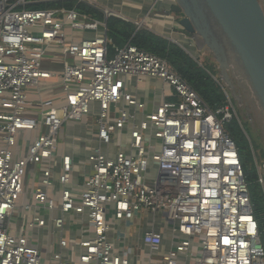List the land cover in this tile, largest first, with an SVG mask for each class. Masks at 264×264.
<instances>
[{
  "label": "built area",
  "instance_id": "obj_1",
  "mask_svg": "<svg viewBox=\"0 0 264 264\" xmlns=\"http://www.w3.org/2000/svg\"><path fill=\"white\" fill-rule=\"evenodd\" d=\"M32 1L0 0V264L139 262L125 247L130 227L142 231L135 246L148 250L149 263L167 239L159 264H264L225 132L234 118L240 124L227 94L211 110L164 60L130 43L110 53L103 22L74 10H25ZM170 42L194 59L190 43ZM56 60L59 74L46 66ZM54 78L61 96L42 99L40 85ZM147 81L164 88L150 109L130 92ZM83 121L95 133L77 184L59 141L66 125Z\"/></svg>",
  "mask_w": 264,
  "mask_h": 264
},
{
  "label": "trees",
  "instance_id": "obj_2",
  "mask_svg": "<svg viewBox=\"0 0 264 264\" xmlns=\"http://www.w3.org/2000/svg\"><path fill=\"white\" fill-rule=\"evenodd\" d=\"M24 9H66L74 10L96 21L103 22L105 19V15L100 9L80 0L39 1L26 5ZM106 29L107 38L110 41L108 45L110 53H113V47L119 48L130 43L138 49L164 60L168 70L181 77L211 110L225 104L226 98L222 87L212 78L214 69L211 64L200 66L175 43L144 27L138 28L134 23L123 21L118 17L110 15L106 21ZM225 132L232 138L237 147L245 182L249 189L252 213L264 249V191L258 182L255 164V161L257 162L255 155L257 149L249 135L248 140L235 120L226 125ZM246 133L248 132L246 131Z\"/></svg>",
  "mask_w": 264,
  "mask_h": 264
},
{
  "label": "crops",
  "instance_id": "obj_3",
  "mask_svg": "<svg viewBox=\"0 0 264 264\" xmlns=\"http://www.w3.org/2000/svg\"><path fill=\"white\" fill-rule=\"evenodd\" d=\"M41 2L46 0H34L31 3ZM88 3L91 6H94L100 9L104 15L110 14L114 17H118L126 22H131L137 24L147 23L151 25V31L155 34L167 39V40H177L184 41L187 40L190 43L189 36L185 38L182 36L183 32L177 31L178 26L176 25V20L174 16L164 15V11H166L173 3L172 0H80ZM30 3V4H31ZM138 23V24H140ZM141 25V24H140ZM176 32V33H175ZM179 32V33H178ZM72 36L73 41H77L82 37L81 33H68L67 37L70 38ZM89 36V35H87ZM183 39V40H182ZM49 66L55 73H61L62 71V63L61 61L56 60L55 62L46 65ZM57 78L50 79L48 81H43L40 85V94L42 99L54 98L61 96L62 88L60 82L56 81ZM164 88L162 84L158 81H147L144 83H140L132 86L130 92L137 95L142 101H145L148 104V109H150V105L154 102H159L162 92ZM30 100H36L37 95L34 93L29 94ZM91 122L90 119H86L85 122ZM84 121L83 122H72L65 126L63 129L62 135L60 137V149L61 152L69 154L72 156L74 161V172L73 178L74 182L77 184H81V174L85 172L86 159L88 155V146H92L89 140L92 138V135L95 133V128L91 127L88 130ZM88 122V123H89ZM87 170V169H86ZM74 183V184H75ZM59 185L56 183L54 188L57 190ZM80 186V185H79ZM14 220V219H13ZM17 224L21 225V221L17 218ZM131 226V225H130ZM143 228V227H142ZM129 228L127 234L129 235L125 247H133L134 250L140 253L141 260L138 262L134 257L130 258V264H159L160 255L166 253L169 249V243L167 239H164L162 246L160 247L159 253L153 256V262H147L145 255L149 252L143 246L140 245L138 247L135 246L137 243V235L141 234L140 229H136L133 227V233L130 234ZM122 233V230H120ZM117 246V244H116ZM123 248V245H121ZM140 249V250H139Z\"/></svg>",
  "mask_w": 264,
  "mask_h": 264
},
{
  "label": "water",
  "instance_id": "obj_4",
  "mask_svg": "<svg viewBox=\"0 0 264 264\" xmlns=\"http://www.w3.org/2000/svg\"><path fill=\"white\" fill-rule=\"evenodd\" d=\"M174 1V0H172ZM179 4V0H175ZM244 69L264 107V10L258 0H202ZM180 5V4H179ZM179 5H174L180 11ZM168 16V11L163 12ZM110 14L105 15L103 23ZM191 16L180 14L177 31L194 35ZM140 28V27H139ZM107 30V29H106ZM157 35V34H156ZM197 62V60L193 59ZM198 63V62H197ZM225 80L227 79L226 75ZM227 81V80H226ZM249 118V115H247Z\"/></svg>",
  "mask_w": 264,
  "mask_h": 264
},
{
  "label": "rangeland",
  "instance_id": "obj_5",
  "mask_svg": "<svg viewBox=\"0 0 264 264\" xmlns=\"http://www.w3.org/2000/svg\"><path fill=\"white\" fill-rule=\"evenodd\" d=\"M258 1L264 10V0ZM138 23H140V21ZM140 24L142 27L151 31L150 24H147L146 22ZM188 39L190 40L191 38ZM183 43L186 44L185 41H183ZM190 44L191 48H193V50H190L194 59L198 60L199 64L203 66L211 64L213 67L214 75L211 76L221 85L223 92L226 93L232 101L240 124L235 118L234 120L237 122L245 136L248 137L249 135L251 141L254 143L257 149L255 152L257 162H255L264 173V107L253 88L239 55L236 54L228 44V49H231L227 50L228 62L225 67H222L213 57L210 56L211 53L207 50L197 49L192 42V39L190 40ZM224 75H226L227 81L224 79ZM247 115H249V118ZM245 129L248 133H246ZM129 232L130 234L133 233V227H130Z\"/></svg>",
  "mask_w": 264,
  "mask_h": 264
},
{
  "label": "flooded vegetation",
  "instance_id": "obj_6",
  "mask_svg": "<svg viewBox=\"0 0 264 264\" xmlns=\"http://www.w3.org/2000/svg\"><path fill=\"white\" fill-rule=\"evenodd\" d=\"M175 4H180V11H176ZM179 4L174 0L167 9L168 13L174 16L176 21L180 19V14H189L192 18V29L195 32L194 35H188L185 32L184 34L192 39L197 49L207 50L217 63L225 67L228 62L227 50L230 49H228V41L216 25L206 4L202 0H179Z\"/></svg>",
  "mask_w": 264,
  "mask_h": 264
},
{
  "label": "bare ground",
  "instance_id": "obj_7",
  "mask_svg": "<svg viewBox=\"0 0 264 264\" xmlns=\"http://www.w3.org/2000/svg\"><path fill=\"white\" fill-rule=\"evenodd\" d=\"M183 40V39H182ZM185 42H188L187 40H184ZM184 46H186V44L184 45ZM190 49H192L193 50V48H190Z\"/></svg>",
  "mask_w": 264,
  "mask_h": 264
}]
</instances>
